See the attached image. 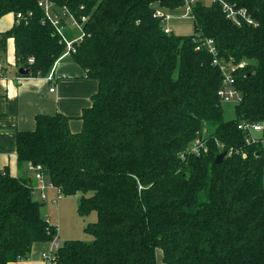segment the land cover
Wrapping results in <instances>:
<instances>
[{
    "label": "trees",
    "instance_id": "trees-1",
    "mask_svg": "<svg viewBox=\"0 0 264 264\" xmlns=\"http://www.w3.org/2000/svg\"><path fill=\"white\" fill-rule=\"evenodd\" d=\"M39 1L0 0V18L15 16L0 31L3 69L9 38L22 75L45 77L74 36L62 18L61 33ZM48 1L81 23L67 57L97 90L78 131L55 112L16 132L19 175L0 169V264H25L36 242H54L47 264H159L158 252L162 264H264V135L246 142L238 129L243 120L264 125V0H195L188 35L163 30L184 0ZM221 1L244 8L255 24L229 19ZM208 39L216 57L244 62L232 119L223 114L222 73ZM31 165L63 194L79 193L81 215L96 212L84 227L91 241L58 243L45 202L22 175Z\"/></svg>",
    "mask_w": 264,
    "mask_h": 264
},
{
    "label": "crops",
    "instance_id": "crops-1",
    "mask_svg": "<svg viewBox=\"0 0 264 264\" xmlns=\"http://www.w3.org/2000/svg\"><path fill=\"white\" fill-rule=\"evenodd\" d=\"M14 20L13 13L4 14L0 18V31L11 27ZM5 65L4 77H0V169L7 167L12 175L17 176L19 168L16 158V132L32 129L36 114L55 112L71 117L69 128L72 132L78 131L81 128V120L78 117L82 109L91 104V95L97 90V81L86 77L84 70L71 58L66 57L56 61L53 82L41 76L20 74L15 65L12 38L7 41ZM52 85L54 90L49 91ZM21 171L22 175L33 179V171L30 168L24 167ZM42 213L48 218L45 211ZM51 249V242L34 243L28 259L24 261L25 264H44L42 254L49 253Z\"/></svg>",
    "mask_w": 264,
    "mask_h": 264
},
{
    "label": "built area",
    "instance_id": "built-area-1",
    "mask_svg": "<svg viewBox=\"0 0 264 264\" xmlns=\"http://www.w3.org/2000/svg\"><path fill=\"white\" fill-rule=\"evenodd\" d=\"M185 4L187 6V10H190V3L194 2L195 0H184ZM205 2H213L215 0H204ZM222 2V8L224 12L226 13V16L231 19L232 21L236 22L237 24H240L242 21H244L246 24H255L254 20L247 14L246 10L244 8H235L233 5L225 2ZM38 5L44 8V14L51 18L54 25H59L58 29L62 33L63 27L60 25V20L65 19L69 24H71L70 19H74L72 15L69 14V12L66 9L60 10L58 15H55L54 9H53V2L45 0V1H39ZM20 14H17V17L19 18ZM240 16L241 19L238 17ZM169 16H165L164 19H166ZM83 18V17H82ZM164 32L169 33L170 29L166 26L163 28ZM64 39V38H63ZM80 39V36L77 38L72 39H64L66 41V48L64 53L59 57V59L67 57L70 55L71 52L74 51L73 42L78 41ZM207 48L209 53H211L214 58L212 60L213 64H215L222 73V83L221 86L217 92L220 100L222 103L228 102L233 104H238L241 100V92L237 89L235 85L236 77L235 72L238 68H242L244 66V62L240 63H234L232 60L225 61L223 59H220L216 57V48L213 44L212 39H208L206 41ZM58 59V60H59ZM32 58H29V61H31ZM56 64V63H55ZM55 64L53 65L51 71L44 77L45 79L49 80L50 82H53L55 80L53 71L55 68ZM4 69L2 68L0 64V77H4L3 75ZM54 90V85H52L49 88V91ZM238 129H240L242 132L246 133V142L250 141H256L264 135V125L259 122H248V121H241L238 124ZM203 141L196 143L192 148V152H198V150L202 147ZM30 169L33 171V179L31 182L32 190L34 197L37 200L46 202H52L56 203L58 199L61 196V188L54 183H52L45 175L43 174L41 167L39 165L30 166ZM53 193L51 196L50 193ZM54 244V242L52 243ZM53 253V252H52ZM52 253L51 251L49 253H43L42 259L44 263H50L52 261Z\"/></svg>",
    "mask_w": 264,
    "mask_h": 264
},
{
    "label": "rangeland",
    "instance_id": "rangeland-1",
    "mask_svg": "<svg viewBox=\"0 0 264 264\" xmlns=\"http://www.w3.org/2000/svg\"><path fill=\"white\" fill-rule=\"evenodd\" d=\"M56 12L55 15H58L59 11L57 10ZM172 14L178 15L167 17L164 21L165 26L169 28L172 33L176 35H188L193 32L192 18L187 10L186 4L175 10V13ZM85 19L86 18L83 17L82 21ZM70 22L71 24L67 25L74 30V36H72V38H77L81 23H77L75 19H70ZM66 58L69 59L70 57ZM222 106L225 118L232 119L235 117L233 103L225 102ZM79 197V193L69 195L61 193V196L56 203L52 204L48 202L45 206L43 205L42 211H45L50 223L57 228L55 238H58L59 244L69 239H80L84 241L92 240V235L86 232L84 227L89 222L96 220V212L90 210L86 214L81 215L77 210ZM158 263L162 264L159 252Z\"/></svg>",
    "mask_w": 264,
    "mask_h": 264
},
{
    "label": "water",
    "instance_id": "water-1",
    "mask_svg": "<svg viewBox=\"0 0 264 264\" xmlns=\"http://www.w3.org/2000/svg\"><path fill=\"white\" fill-rule=\"evenodd\" d=\"M18 72H19L20 74H24V73L27 72V70H26L25 68H23V67H19V68H18ZM224 155H225L224 152H221V153L217 154L215 161H216V162H221L222 159H223V157H224Z\"/></svg>",
    "mask_w": 264,
    "mask_h": 264
}]
</instances>
